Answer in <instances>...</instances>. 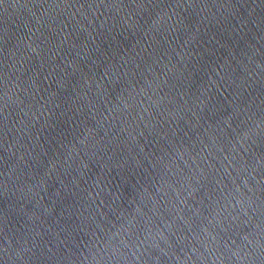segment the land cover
Here are the masks:
<instances>
[{"label": "water", "instance_id": "water-1", "mask_svg": "<svg viewBox=\"0 0 264 264\" xmlns=\"http://www.w3.org/2000/svg\"><path fill=\"white\" fill-rule=\"evenodd\" d=\"M0 264H264V0H0Z\"/></svg>", "mask_w": 264, "mask_h": 264}]
</instances>
